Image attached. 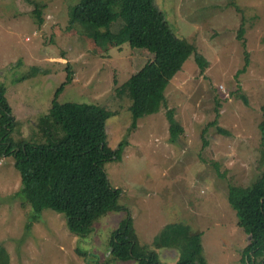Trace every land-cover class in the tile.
I'll list each match as a JSON object with an SVG mask.
<instances>
[{"label":"rangeland","instance_id":"obj_1","mask_svg":"<svg viewBox=\"0 0 264 264\" xmlns=\"http://www.w3.org/2000/svg\"><path fill=\"white\" fill-rule=\"evenodd\" d=\"M80 1L0 0V78L16 119L14 141L50 145L64 137L52 100L69 73L60 103L103 105L118 115L108 122L109 147L128 145L105 167L112 186L122 190L120 206L134 219L141 250L163 264L190 258L183 241L160 238L166 226L184 225L203 234L209 264H246L250 238L238 227L227 195L229 185L249 187L263 171L264 0H153L173 34L210 67L203 74L189 47L178 68L164 72L167 108L141 120L137 131L131 130V100L117 89L155 57L120 42L122 22L101 30L100 39L95 28H71ZM243 26L250 64L237 76L245 61L238 39ZM32 66L49 73L21 82ZM168 110L185 130L174 144ZM216 121L224 135L210 127ZM125 211L106 214L87 236H76L63 215H35L14 157L0 152V248L10 264H137L112 253L111 238L128 218ZM262 261L264 251L252 260Z\"/></svg>","mask_w":264,"mask_h":264},{"label":"trees","instance_id":"obj_2","mask_svg":"<svg viewBox=\"0 0 264 264\" xmlns=\"http://www.w3.org/2000/svg\"><path fill=\"white\" fill-rule=\"evenodd\" d=\"M35 12L40 17L38 6ZM119 22L123 23L119 36L121 43H128L134 50H145L155 57L117 89L121 97L131 100V130L137 131L141 120L167 108L164 72H174L190 48L196 52L195 60L203 74L209 69L210 62L173 34L164 14L153 5V0H81L72 10L70 26L81 24L95 28L94 38L100 39L101 30L110 29ZM244 36L243 26L238 39L245 50V61L237 76L244 74L250 64ZM48 73L41 67L32 66L24 73L21 82ZM70 80L68 73L66 82L56 90L52 100V112L62 127L64 137L50 145H35L14 141L16 119L7 96V85L0 78V152L3 156L14 157L22 180V193L35 215L40 216L48 210L63 215L68 230L84 237L98 219L109 213L125 211L120 206L122 190L112 186L105 165L119 159L128 143L123 142L116 151L109 147L108 122L116 118L117 113L103 105L58 101ZM262 115L259 126L262 174L249 187L229 185L227 195L236 212L238 227L250 238L249 245L243 250L242 261L246 264H253V258L264 251V105ZM166 117L170 142L174 144L185 130L176 121L173 110H168ZM210 127L216 128L217 121ZM217 133L225 134L219 127ZM125 212L128 218L111 238L115 258L137 264H163L156 255L138 246L134 219L130 212ZM160 238L163 242L165 240V244L183 241L191 250L192 256L178 264H209L204 255L203 234L194 232L189 226L168 225L163 228ZM0 264H10L3 247L0 248Z\"/></svg>","mask_w":264,"mask_h":264}]
</instances>
